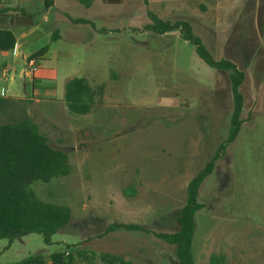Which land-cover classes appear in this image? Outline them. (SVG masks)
Returning a JSON list of instances; mask_svg holds the SVG:
<instances>
[{
  "label": "rangeland",
  "instance_id": "1",
  "mask_svg": "<svg viewBox=\"0 0 264 264\" xmlns=\"http://www.w3.org/2000/svg\"><path fill=\"white\" fill-rule=\"evenodd\" d=\"M31 8L34 26L8 28L35 31L34 37L39 38L27 51L56 44L65 54L73 52L72 57L54 63L57 103L29 106L33 119L43 120L35 121L42 132L68 151L71 172L50 182H36L32 190L44 202L69 207L73 219L52 238L51 246L39 234L13 244L0 240V264H21L36 254L49 260L67 246L95 252L97 264H102L99 257L111 246L129 260H147L156 248L176 254L175 246L152 234H123L112 238L113 245L111 238H97L113 223L178 232L190 181L230 133L232 99L227 76L209 67L178 33L159 36L146 31L151 23L148 10L173 22L185 17L215 60L226 58L233 47L242 50L233 57L247 66L249 75L244 86V123L200 189L199 202L205 208L195 217L193 253L196 264H210L213 255L224 257L225 264H264L261 12L250 11L247 17L249 35L250 28L263 34L253 43L254 52L247 61L245 48L251 49L252 44L235 43L233 37V30L245 19L239 10L191 6L187 15L180 16L140 3L131 8L109 5L103 16L92 19L101 9L88 10L75 0H56L45 23L39 15L43 7L35 4ZM69 17L91 19L98 29L108 31L94 35L91 26L74 24ZM43 64L49 65L47 61ZM73 78H85L92 87L105 86L101 104L88 115H76L63 104L66 84ZM129 188L136 192L134 197L125 196ZM138 244L145 247L140 256Z\"/></svg>",
  "mask_w": 264,
  "mask_h": 264
},
{
  "label": "trees",
  "instance_id": "2",
  "mask_svg": "<svg viewBox=\"0 0 264 264\" xmlns=\"http://www.w3.org/2000/svg\"><path fill=\"white\" fill-rule=\"evenodd\" d=\"M47 9L54 6V0H44ZM90 8L93 0H76ZM114 2V0H110ZM3 0H0V10ZM259 12V11H258ZM257 12V13H258ZM259 25H264V10H261ZM151 23L145 30L159 36L178 33L182 39L195 47L196 54L212 69L225 74L232 99L231 127L225 141L207 165L190 181L187 188V202L178 217L179 231L160 233L138 224L113 223L104 235L118 230L142 231L152 233L158 239L176 247L178 264H196L193 253L196 214L205 208L199 202L200 189L205 180L215 170L216 163L225 154L227 146L234 143L243 126L242 114L246 104L244 86L249 78L247 66L235 61L233 48L221 60H215L202 39L194 32L192 24L186 20L171 21L160 18L148 10ZM74 24H92L84 19H73ZM250 36L251 49L246 45L247 61L254 52V42L263 34L255 28ZM54 38H58L56 33ZM235 43H239L236 42ZM242 43V42H240ZM243 45V44H242ZM17 47V37L13 31L0 27V52H11ZM49 50L46 46L30 57L39 60ZM245 60V62H247ZM105 96V86L92 87L85 78H73L65 88V102L68 109L76 115H88L92 109L101 104ZM29 102L15 101L0 97V240H15L32 234L43 237L47 246L53 244L52 238L69 226L73 219L69 207L55 205L40 200L32 186L39 181L50 182L54 179L69 176L71 172L69 153L46 136L41 127L28 113ZM125 196L134 197L133 188L125 191ZM103 235V236H104ZM1 257V255H0ZM97 254L77 246H67L66 251L57 252L49 257L36 254L26 258L21 264H97ZM102 264H132L113 254H101ZM210 264H225L224 257L213 255Z\"/></svg>",
  "mask_w": 264,
  "mask_h": 264
},
{
  "label": "crops",
  "instance_id": "3",
  "mask_svg": "<svg viewBox=\"0 0 264 264\" xmlns=\"http://www.w3.org/2000/svg\"><path fill=\"white\" fill-rule=\"evenodd\" d=\"M76 1V0H75ZM77 4H80L76 1ZM140 3L144 4L145 7L149 9H166L172 12H177L180 16L187 15V11L191 10V6L195 8L203 9V10H239L243 11V15L245 19L242 22H239L236 26L237 29L233 30V37H236V42H247L250 41V36L253 35V30L251 29L250 35L248 28H246L247 17H250V11H258L264 10V0H114L111 2L110 0H93V4L90 8H86L88 10H92L93 8L101 9V12H98L93 16L92 19H97L100 16L104 15V10L107 6H123L125 8L135 7V5ZM35 4L41 5L43 7L42 11L39 15H42V22H47L50 19V13L56 8V0H54V6L52 8L47 9L45 7L44 0H3V5L1 6L0 10V25L1 28L8 29L11 26H18L15 23L16 17H23L29 16L33 17L32 13L30 12L33 10L31 7ZM160 4V5H158ZM81 5V4H80ZM154 7V8H153ZM30 10V11H29ZM160 17V16H159ZM162 18V17H160ZM81 19V18H75ZM163 19V18H162ZM186 19L185 17H180L179 20ZM189 19V18H188ZM90 21L92 24H87L86 26H91L93 31H91L94 35L98 33L107 32L108 30L98 29L96 24L91 21V19H84ZM178 20V21H179ZM242 19H240L241 21ZM33 22L35 20L33 18ZM256 24V23H255ZM35 24H33L34 26ZM81 25V24H77ZM257 25V24H256ZM252 26V24H249ZM17 37V47L15 50L11 52H0V97H4L5 99H11L15 101L21 102H29V106L32 105H41V104H56L57 103V87L56 81L58 80V70H56V66L54 63L58 62L61 57L70 58L73 56V52L68 51L66 54L61 52L56 44L48 45L49 50L47 54L41 57L38 60V70L35 74L32 73L30 67L28 66V62L30 57L35 54L39 50H31L28 52L27 50L30 48H34V45L37 42L39 36L34 37V32H24V31H13ZM90 32V34H91ZM262 34V32H259ZM248 35V36H247ZM31 38V39H30ZM241 49L237 47H233V56L241 55ZM50 60V61H48ZM44 61H47V64H43ZM70 81V80H69ZM68 83V82H67ZM12 93V96L10 95ZM63 104L66 105L65 96ZM67 106V105H66ZM31 109V108H30ZM28 107V113L33 118ZM35 121L38 123H43V120L38 117L34 118ZM45 122V121H44ZM57 142H60L58 140ZM139 225V224H138ZM142 226V225H141ZM144 227V226H143ZM141 232L142 234H152V233H145L142 231H126V230H118L112 232L108 235H98V239H102L104 237H108L111 242L112 238H119L118 236L122 237L123 234H132ZM104 235V236H103ZM111 235V236H110ZM154 235V234H152ZM110 236V237H109ZM126 236V235H124ZM155 236V235H154ZM156 237V236H155ZM157 238V237H156ZM120 240V239H114ZM160 240V239H159ZM111 243V245H113ZM139 247V254L143 251V246L138 244ZM107 253L105 254H113L121 257L127 262L132 264H178V259L175 256V252L172 250H167L163 248L159 250L156 248V251L153 253V256L146 259L138 260H129L126 258L123 252L119 254L120 251L118 248H114L111 246L108 250H104ZM123 251V250H122ZM172 252V253H171ZM173 254V255H172Z\"/></svg>",
  "mask_w": 264,
  "mask_h": 264
},
{
  "label": "water",
  "instance_id": "4",
  "mask_svg": "<svg viewBox=\"0 0 264 264\" xmlns=\"http://www.w3.org/2000/svg\"><path fill=\"white\" fill-rule=\"evenodd\" d=\"M15 23L19 26H33V19L29 16L16 17Z\"/></svg>",
  "mask_w": 264,
  "mask_h": 264
},
{
  "label": "built area",
  "instance_id": "5",
  "mask_svg": "<svg viewBox=\"0 0 264 264\" xmlns=\"http://www.w3.org/2000/svg\"><path fill=\"white\" fill-rule=\"evenodd\" d=\"M28 66L30 67L33 74H35L38 70V61L35 59L29 60Z\"/></svg>",
  "mask_w": 264,
  "mask_h": 264
}]
</instances>
